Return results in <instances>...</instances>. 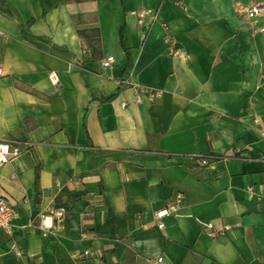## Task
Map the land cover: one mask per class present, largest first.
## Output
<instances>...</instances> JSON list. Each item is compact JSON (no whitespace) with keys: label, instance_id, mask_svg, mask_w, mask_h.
<instances>
[{"label":"crops","instance_id":"0c3cea01","mask_svg":"<svg viewBox=\"0 0 264 264\" xmlns=\"http://www.w3.org/2000/svg\"><path fill=\"white\" fill-rule=\"evenodd\" d=\"M251 1L0 0V140L26 144L0 166V264H264V12L254 31L235 10ZM60 204L62 229L39 228Z\"/></svg>","mask_w":264,"mask_h":264},{"label":"built area","instance_id":"2783aa9c","mask_svg":"<svg viewBox=\"0 0 264 264\" xmlns=\"http://www.w3.org/2000/svg\"><path fill=\"white\" fill-rule=\"evenodd\" d=\"M235 10L241 16H244L248 19L252 29L255 31H262L263 27L254 28L255 23L257 22L258 17L264 12V5L260 2H252L251 4H242L237 3L235 6ZM147 10H141L136 15L139 18V22H142L143 17L147 13ZM153 18L151 19V21ZM0 42H1V34H0ZM1 54V51H0ZM114 61V57L112 55H108L101 60L102 66H109ZM0 75H2V63L0 59ZM49 79L53 84H57L59 80V76L55 71L49 73ZM138 90L141 93H147L150 98H153L155 94L147 92L143 87H138ZM125 105V104H123ZM24 145L20 141H4L0 140V166L9 162L10 160L18 157L25 150ZM204 159L199 160V164H205ZM176 209V205L174 202H167L163 207L154 211L153 216L156 220V224L158 228H162L164 226L163 218L169 215ZM14 215V206L10 202L7 196H5L0 190V234L10 236L13 229V219ZM67 215V208L64 205H56L50 208H46L45 210L39 212L37 214V224L39 228L42 230H60L64 225V220ZM30 223H28V226ZM204 227L206 228V235L209 237H215L220 232L225 231L228 226L222 224L221 226H216L212 222L204 223ZM10 249L17 256H21V251L13 241L10 245ZM85 255H89L88 251L83 252ZM165 259L163 256H158L155 258H149L148 264H164Z\"/></svg>","mask_w":264,"mask_h":264},{"label":"rangeland","instance_id":"374dc122","mask_svg":"<svg viewBox=\"0 0 264 264\" xmlns=\"http://www.w3.org/2000/svg\"><path fill=\"white\" fill-rule=\"evenodd\" d=\"M253 1H251V2H239V3H242V4H246V5H248V4H251Z\"/></svg>","mask_w":264,"mask_h":264}]
</instances>
